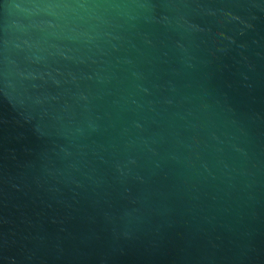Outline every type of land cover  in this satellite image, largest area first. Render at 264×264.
<instances>
[{
  "label": "water",
  "instance_id": "obj_1",
  "mask_svg": "<svg viewBox=\"0 0 264 264\" xmlns=\"http://www.w3.org/2000/svg\"><path fill=\"white\" fill-rule=\"evenodd\" d=\"M0 264H264V0H0Z\"/></svg>",
  "mask_w": 264,
  "mask_h": 264
}]
</instances>
